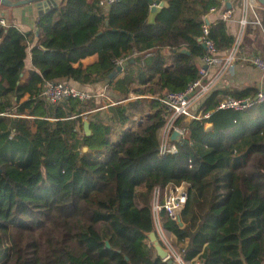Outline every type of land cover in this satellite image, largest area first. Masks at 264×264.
<instances>
[{"label":"trees","instance_id":"trees-1","mask_svg":"<svg viewBox=\"0 0 264 264\" xmlns=\"http://www.w3.org/2000/svg\"><path fill=\"white\" fill-rule=\"evenodd\" d=\"M98 1L63 0L38 19L41 36L23 82L29 34L0 25V264H168L148 238L151 198L155 188L179 185L187 189L182 226L162 222L184 262L264 264V103L214 111L223 99L257 91H212L196 107L209 117L186 124L184 142L166 155L159 131L169 113L142 99L184 91L198 79L206 54L198 39L219 0H164L152 23L144 0L108 9ZM208 29L217 52L231 48L225 21ZM92 55L95 64L74 66ZM132 58L121 79H109ZM68 81L106 82L139 98L108 114L94 111L93 100L42 99L47 82Z\"/></svg>","mask_w":264,"mask_h":264},{"label":"built area","instance_id":"built-area-1","mask_svg":"<svg viewBox=\"0 0 264 264\" xmlns=\"http://www.w3.org/2000/svg\"><path fill=\"white\" fill-rule=\"evenodd\" d=\"M231 1L232 0H219L221 9L216 10L215 8H211L209 14L222 12L221 19L227 21L231 11L225 10L224 5ZM116 2H118V0L98 1L99 5L105 9H108ZM253 7L251 0H241L242 17L238 21L239 29L234 37L231 48L224 53L216 51L213 42L208 39L209 25L204 24L202 26L203 36L200 39L201 43L206 48V54L201 57L199 66H197L199 73L198 79L192 82L184 91H165L151 98L160 102L169 113L159 135L160 155L175 154L177 152L176 146L169 141V137L173 131L179 132L182 138H184L185 126L188 121L193 119H207L209 117V113H205L203 110L195 112V108L216 89L223 75L232 68L233 65H247L257 69L264 75V58L255 53H249L243 50V35L246 28L248 26L261 27V22L257 17H254V19H249L248 17ZM0 25L5 26V22L1 16ZM117 65L120 66L121 62ZM214 67L217 68L216 72L213 75H209L207 68ZM41 97L51 105H57L60 101L69 98L82 102L91 100L97 102L100 100L103 106H100L98 110L108 109L109 107H114L125 102L123 99L110 100L103 94L80 91L65 82H47L43 88ZM134 98L136 99V97ZM262 103H264V90H258L254 95L243 99H234L232 97L223 99L214 111L232 110L235 112H246ZM180 119L182 121L180 125L177 126V122ZM135 121L138 122V119H135ZM186 191L185 185H179L167 189L155 188L152 192L151 213L154 233L159 244L167 253V257L162 260L163 262L172 260L175 264H187L183 261L181 253L173 245L171 236L164 228L162 222L163 218L166 217L177 224L179 223L180 214L187 199ZM194 264L200 263L196 261Z\"/></svg>","mask_w":264,"mask_h":264},{"label":"crops","instance_id":"crops-1","mask_svg":"<svg viewBox=\"0 0 264 264\" xmlns=\"http://www.w3.org/2000/svg\"><path fill=\"white\" fill-rule=\"evenodd\" d=\"M9 1L16 2L20 0H9ZM53 1L56 4L55 8H58L63 3V0H53ZM87 1H91V0H87ZM251 3L254 7L250 11L248 17L249 19H254V17H257L261 22V27L248 26L246 28L245 33L243 35V50L249 53H255L264 58V9L255 0H251ZM230 4H231V10H230L231 13L229 19L225 21V24H226L227 32L233 37H235L239 29L238 21L242 17L241 0H232ZM47 7L49 8L50 4H48L46 8ZM39 11L40 8H38L37 4L35 3H30L18 7L0 6V16L4 20L5 26H13L21 33L29 34V40L27 42V56L25 59V72L22 78V82L29 77L30 71L32 70L31 50L35 46H37L39 38L41 36V31L37 28V21L40 18V16L38 15ZM221 13L222 12H215L209 14V16L207 17L209 24L217 20H220ZM148 21L153 22V20L150 21V19H148ZM161 53L168 58L172 56V53L168 50H163ZM149 57H150L149 53H147L144 56L145 59ZM133 60L134 58H132V60L129 61L121 62L120 66L122 67V70L114 77L115 80L121 79L124 76L125 69L129 67L131 64H133ZM97 61H98L97 55H92L84 59H81L79 63L75 64L74 66H78L80 64L83 68H85L87 66L95 64ZM199 63H200V59L197 61V66H199ZM207 70L209 75H213L216 72L217 68L216 67L207 68ZM68 84L73 87L75 86V88L76 87L79 88L80 91L89 92L93 94H103L106 96L107 92L109 91V93H112V95L117 99L125 100V102L121 104H126L129 101H133L139 98L135 96L132 92H129L128 94H124L125 96L123 94L119 95V93L117 91H113L112 87L111 86L109 87L106 82H99L96 84H89V85H80L73 81H68ZM249 88L255 89L256 91L264 90V75L257 69L242 64L233 65V67L230 68L223 75L222 79L219 81L218 85L216 86L217 90L222 89L227 92L242 91L244 89H249ZM134 97H136V99ZM142 99H151V98L143 97ZM99 101H97L96 103H98ZM94 111H102L108 114L107 109H103V110L96 109ZM195 112H196V108H195ZM91 113L92 111L90 112V114ZM189 122L190 121H188L187 124ZM206 125H209L210 127L205 128V131H211L212 125L211 124H206ZM160 132L161 130L159 131V135ZM138 191L144 192L145 191L144 185L139 186Z\"/></svg>","mask_w":264,"mask_h":264},{"label":"water","instance_id":"water-1","mask_svg":"<svg viewBox=\"0 0 264 264\" xmlns=\"http://www.w3.org/2000/svg\"><path fill=\"white\" fill-rule=\"evenodd\" d=\"M148 5H149V19L150 21L154 19L155 15L157 13H159V11L165 7L167 4L164 0H144ZM263 9H264V0H255ZM30 3H35L37 4V7L40 8V11L38 13V15L40 17L44 16L45 14L49 13L50 11H52L55 7L56 4L53 0H20V1H16V2H11L9 0H0V6H4V7H18V6H23V5H27ZM48 4H50V7L46 8V6H48ZM224 9L227 11L231 10V4L230 3H226L224 5ZM152 23V22H149ZM205 25H209V21L206 19L205 20ZM105 27H108V22H105ZM198 41L201 43V39H198ZM201 46L204 48V50H206L205 46L201 43ZM179 54L182 55H189V51L186 49H181L179 51H177ZM122 70L121 66H118L116 68V70L110 75L109 79H113L120 71ZM83 132L85 134V136H90L91 135V131L89 129V123L87 121L83 122ZM169 141L171 143H177V144H181L184 142V138H182L181 134L177 131H173L172 134L169 137ZM88 151L87 147H84L82 149V152L85 153ZM178 225L181 227L182 226V222L179 221ZM149 241L152 245L153 250L156 252L157 256L163 260L167 257V253L166 251L161 247V245L159 244V241L157 240V237L155 235L154 232H151L148 235ZM106 246L109 247L108 242H106ZM127 260V258H125ZM168 264H173L174 262L172 260H168L167 261Z\"/></svg>","mask_w":264,"mask_h":264},{"label":"rangeland","instance_id":"rangeland-1","mask_svg":"<svg viewBox=\"0 0 264 264\" xmlns=\"http://www.w3.org/2000/svg\"><path fill=\"white\" fill-rule=\"evenodd\" d=\"M74 88H75V86H74ZM76 89L79 90V88H77V87H76ZM106 96H107L108 99H110V100H118L116 97H114V96L112 95V93H109V91L107 92ZM102 104H103L102 101H99V102H98V106H102Z\"/></svg>","mask_w":264,"mask_h":264},{"label":"bare ground","instance_id":"bare-ground-1","mask_svg":"<svg viewBox=\"0 0 264 264\" xmlns=\"http://www.w3.org/2000/svg\"><path fill=\"white\" fill-rule=\"evenodd\" d=\"M139 122V121H138Z\"/></svg>","mask_w":264,"mask_h":264}]
</instances>
